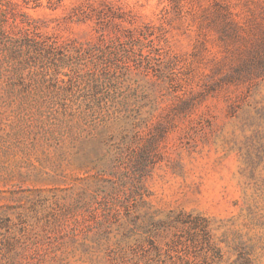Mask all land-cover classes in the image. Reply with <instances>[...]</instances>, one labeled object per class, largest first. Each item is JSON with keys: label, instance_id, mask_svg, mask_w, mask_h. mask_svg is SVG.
I'll return each instance as SVG.
<instances>
[{"label": "rangeland", "instance_id": "obj_1", "mask_svg": "<svg viewBox=\"0 0 264 264\" xmlns=\"http://www.w3.org/2000/svg\"><path fill=\"white\" fill-rule=\"evenodd\" d=\"M217 1L227 42L209 0H0V264H264V0ZM144 25L156 69L83 116L75 49Z\"/></svg>", "mask_w": 264, "mask_h": 264}, {"label": "trees", "instance_id": "obj_2", "mask_svg": "<svg viewBox=\"0 0 264 264\" xmlns=\"http://www.w3.org/2000/svg\"><path fill=\"white\" fill-rule=\"evenodd\" d=\"M172 3V6L179 9L181 3L184 0H169ZM197 1V0H196ZM210 6H213L211 10L213 13L214 23L217 21L218 28L220 30V39L224 42L230 41L237 34V23L231 17V12L226 7L224 3H220L217 0H213L210 4V0L207 5L201 7V15L203 18L199 23L200 31L203 33V27L205 24L210 25ZM96 24L98 29L103 31L105 27V22L101 19L100 14H96ZM201 16V17H202ZM101 17V18H100ZM202 20H205L204 22ZM149 25H144L143 27L138 28H122L118 33H115L109 39V42L102 41L101 43H88L86 46H79L76 48V52L80 55L87 57H94L97 61L101 60L102 68L101 75L103 76H93L89 75L84 78L82 82L86 87L85 94L83 95V102L85 108L80 111L83 116H86L91 113H98L103 116L109 113L110 111H115L118 105L125 102L124 96L120 99H117L116 95V85L120 82L119 79H111L109 72L114 63L117 62L116 66L118 70H123L125 72H132L134 68L142 67L144 72L149 70H155L154 60L161 58L162 55L157 47L155 40L151 35L152 32H148ZM230 42L226 44L225 47L228 48ZM50 52H48V58L54 59V55L61 53L65 54L62 46L53 42L49 44ZM52 53L50 56L49 54ZM54 54V55H53ZM58 57V55H55ZM132 56H135L137 62H131ZM119 61V62H118ZM248 62H244L238 67H234V70L237 69L240 71L242 69H247ZM56 67L63 65V63L55 64ZM255 67H264V59L255 58L254 64ZM100 78L99 79H97ZM81 80H74L73 85L80 84Z\"/></svg>", "mask_w": 264, "mask_h": 264}]
</instances>
